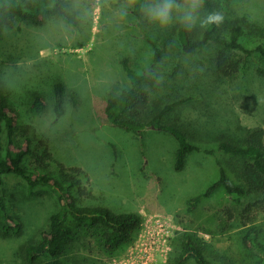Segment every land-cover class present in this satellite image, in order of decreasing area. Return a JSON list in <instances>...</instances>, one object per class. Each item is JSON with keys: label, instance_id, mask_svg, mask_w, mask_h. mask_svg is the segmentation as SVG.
Returning a JSON list of instances; mask_svg holds the SVG:
<instances>
[{"label": "rangeland", "instance_id": "rangeland-1", "mask_svg": "<svg viewBox=\"0 0 264 264\" xmlns=\"http://www.w3.org/2000/svg\"><path fill=\"white\" fill-rule=\"evenodd\" d=\"M212 1L223 18L240 19L247 28L264 32V0ZM67 4L76 14L75 27L59 18H50L41 26L17 21L3 27L0 35V81L8 102L19 124L29 126L33 150L40 152L45 145L51 153L45 168L33 156L26 158V165L36 173L53 175H58V163L74 167L86 187L84 204L104 205L115 212L138 211L143 218L133 239L113 252L103 251L94 237L81 233L74 255L96 264H166L171 239L188 229L206 242L207 257L214 264H251L254 255L240 244L243 229L237 218L248 198L232 203L218 187L196 203L190 199L218 177L215 157L221 162L227 159L217 147L220 135L237 126L264 127V76L255 71V57L238 77L218 76L211 66L212 46L196 54L180 52L173 31L177 21L161 28L143 15L140 25L148 29L165 56L166 65L159 70L150 66L153 48L128 4L119 0H68ZM196 15L195 25L206 22L204 6ZM254 36L247 34L243 43L254 47L258 42ZM125 56L133 68L146 74L151 109L178 94L192 96L170 119L186 125L201 147L213 150L212 155L193 152L184 168L176 171L177 144L171 135L152 127L136 135L106 121L107 96L128 86L119 63ZM175 57L177 65L169 61ZM55 80L63 81L69 91L60 117L51 108ZM35 93L43 94L49 105L33 118L29 104ZM4 144L2 139L1 148ZM4 182L23 231L15 237H0V264H20L19 245L36 239L46 227L56 197L44 188L29 195L25 182L15 175H6ZM228 213H233L231 219ZM257 222L263 227L264 240V213ZM185 264L196 263L190 259Z\"/></svg>", "mask_w": 264, "mask_h": 264}, {"label": "trees", "instance_id": "trees-1", "mask_svg": "<svg viewBox=\"0 0 264 264\" xmlns=\"http://www.w3.org/2000/svg\"><path fill=\"white\" fill-rule=\"evenodd\" d=\"M119 1L130 6L132 15L140 25L143 21L140 5L144 0ZM67 3L68 0H0V35L3 27H11L17 21L41 26L50 18H59L68 26L75 27L78 20ZM203 6L208 15L217 13L212 0H203ZM248 27L240 19L223 18L219 24L205 22L190 30L175 22L173 31L180 52L196 54L212 46L211 66L218 76L228 79L238 77L252 57L257 62L256 73L264 76V32ZM141 29L153 48L150 66L160 70L161 65H166L165 56H162L161 49L149 35L148 29L145 26H141ZM247 34L258 38L254 47L243 43ZM169 61L177 65L178 57ZM119 63L128 86L119 91L114 89L107 96L103 108L107 122L136 135H140L147 127L171 135L177 144L173 163L176 171L184 168L188 155L193 152L213 154L212 149L201 147L195 141L197 136L186 125L170 119L192 96L178 94L177 98L151 109L145 72L140 73L133 68L126 56ZM175 65L172 73H175ZM68 95L63 81H53L51 108L55 117L65 113ZM48 105L43 94L35 93L29 104V113L33 118L37 117ZM28 127L27 124H19L17 112L9 104L0 81V144L5 139L4 147L0 146V237H15L23 231L21 217L17 215L16 205L5 187L6 175L21 178L29 195L34 194L37 188L53 191L57 203L48 216L46 227L39 231L37 238L19 245L17 252L20 264H96L73 253L81 233L88 238L94 237L95 242L106 252H113L129 243L142 224L141 213L115 212L104 205L84 204L86 187L78 178L80 171L74 167L66 168L58 163V175L36 173L28 168L26 158L29 156H33L34 162L44 168L45 161L51 157L45 145H42L40 152L33 150ZM217 147L227 156V159H223L226 166L215 157L218 177L190 201L196 203L218 187L224 189L232 203L240 204L243 198H248L237 217L243 229L240 244L246 252L253 253L251 264H264L263 227L257 222L258 216L264 213V127L237 126L230 133L219 136ZM228 214L231 219L233 213ZM171 247L166 264H185L190 259L196 264H214L207 257L206 242L195 231L184 229L177 232L171 239Z\"/></svg>", "mask_w": 264, "mask_h": 264}, {"label": "clouds", "instance_id": "clouds-1", "mask_svg": "<svg viewBox=\"0 0 264 264\" xmlns=\"http://www.w3.org/2000/svg\"><path fill=\"white\" fill-rule=\"evenodd\" d=\"M145 19L161 28H167L174 21L191 29L197 22L196 13L203 7V0H144L140 5ZM223 17L218 13L208 15L207 24H219Z\"/></svg>", "mask_w": 264, "mask_h": 264}]
</instances>
